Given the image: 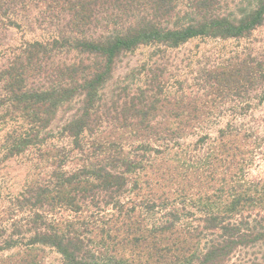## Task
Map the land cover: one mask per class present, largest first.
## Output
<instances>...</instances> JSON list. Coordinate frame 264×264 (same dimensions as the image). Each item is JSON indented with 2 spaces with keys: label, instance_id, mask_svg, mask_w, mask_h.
Listing matches in <instances>:
<instances>
[{
  "label": "trees",
  "instance_id": "trees-1",
  "mask_svg": "<svg viewBox=\"0 0 264 264\" xmlns=\"http://www.w3.org/2000/svg\"><path fill=\"white\" fill-rule=\"evenodd\" d=\"M176 3L0 0L5 27L41 6L39 25L53 29L2 56L1 148L8 159L44 147L51 171L0 196V264H41L45 250L61 264H264V130L246 123L248 101L264 104V90L249 96L264 89V68L189 83L165 74L164 57L192 39L249 34L264 0L237 18L217 0ZM145 47L164 62L142 87L133 69L105 97L118 59ZM51 139L68 142L50 150Z\"/></svg>",
  "mask_w": 264,
  "mask_h": 264
},
{
  "label": "rangeland",
  "instance_id": "rangeland-1",
  "mask_svg": "<svg viewBox=\"0 0 264 264\" xmlns=\"http://www.w3.org/2000/svg\"><path fill=\"white\" fill-rule=\"evenodd\" d=\"M175 9L180 12L183 5L187 0H176ZM219 3V13L222 15H232L238 17L242 9L247 8L249 5H253L254 0H217ZM41 6H30L27 8L29 15L27 19H20V28H12V26L5 27L3 25V18L0 16V56L6 53L9 49L18 48L24 42H34L45 40L48 38V34H52L53 29H50V33L47 30H43L41 24L40 15L37 14ZM36 20L40 23H37ZM159 50L156 47H145L137 50L132 55L120 57L117 61L115 70L113 72V84L107 88L106 96L110 98V92L114 90L115 84L118 82H124L125 77H129L130 73L134 69L135 85L142 87L146 70L152 67L153 64L160 65L164 61H160L158 58ZM0 57V66L4 64L5 59ZM164 57L168 64L169 70L165 74H172L173 76H179L185 78L189 83H192L191 78L196 75L203 76L206 73L223 72L227 74L230 70L235 71L239 69L240 65H249L255 68L257 64H261V68H264V20L263 23L249 34L240 38H196L188 41L184 45L166 50ZM159 60V61H158ZM135 73L138 75H135ZM172 76V77H173ZM138 80V81H137ZM126 83V81H125ZM134 88L132 89L133 92ZM264 89L257 90L251 93L249 96H258ZM245 102V101H244ZM236 102L233 106L237 109L243 108L246 102ZM254 108L252 113V119L246 117L247 124L251 125L252 120L257 128L261 131L264 130V104L257 105V100L248 101ZM121 104V103H119ZM235 108V107H234ZM248 116V115H247ZM66 120V114L59 113L56 121L52 124L53 134L56 132V128L61 127ZM160 120V119H159ZM160 122V121H159ZM158 122V123H159ZM161 123H164L161 120ZM6 132L0 131V196H5L7 193H15L20 191L24 185V181L29 176L44 177L51 168L48 163H43V157H40V153H44V147L40 152L36 149H30L24 154L6 158L1 145L4 143V135ZM66 139H51L46 143L48 149H52L55 146H64L67 144ZM36 164L38 168H36ZM35 165V166H34ZM3 203L0 200V207ZM39 255L43 259L41 264H61L60 256L51 251L45 250L40 252Z\"/></svg>",
  "mask_w": 264,
  "mask_h": 264
}]
</instances>
